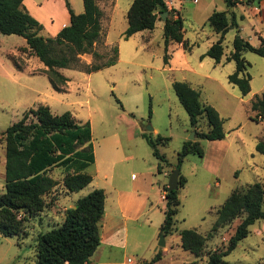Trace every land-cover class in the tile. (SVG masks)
<instances>
[{
    "label": "rangeland",
    "instance_id": "rangeland-1",
    "mask_svg": "<svg viewBox=\"0 0 264 264\" xmlns=\"http://www.w3.org/2000/svg\"><path fill=\"white\" fill-rule=\"evenodd\" d=\"M67 1L75 13L82 12L77 10L83 6L82 0ZM125 2L119 1L122 9ZM23 5L42 24L40 34L45 37L55 36L62 21L69 16L66 0H23ZM99 5L104 16L102 38L96 49L109 56L111 46L117 45L118 61L92 73L62 70L69 79L64 91L54 90L48 75L43 72L44 64L36 56L22 51L26 46L23 37L0 33V194L4 190L5 129L30 107L48 105L55 114L70 111L77 119L89 121L101 169L110 159L108 166L117 184L130 185L131 178L142 185L152 183L155 192L152 204L146 206L137 220L125 222V230L118 231L112 246L102 244L101 255L92 264H129L130 260L132 264H148L157 252L161 253V258L154 264H205L209 251L226 248L240 221L236 218L210 235L216 209L234 188L243 189L254 182L264 185V154L255 148L258 141H264V116L254 119L256 112L250 107L255 97L264 91V57L252 51L244 53L251 79L250 91L243 95L228 81L235 63L225 58L232 50V40L237 32L245 40L250 33L247 20L240 17L238 8L233 11L240 30L230 28L226 32L224 55L221 62L216 63L208 56L202 57L218 39V34L207 21V13L225 10L230 16L231 7L228 8L224 0H199L198 3L183 0L180 5L174 2L183 20L184 38L191 49L186 50L177 43L170 44V58L164 64V43L159 24L151 31L149 42L143 41L142 32L128 39L123 37L125 17L120 22L117 19L107 34L113 1L101 0ZM80 58L86 63L93 59L91 54ZM174 81L189 83L199 91L202 103L217 110L223 119L224 138L207 140L198 139L197 133L194 135L195 129L174 92ZM201 123L200 129L203 130L205 121ZM143 131L168 138L167 143H159L158 148L171 164L176 163L184 141L193 136L191 141L198 140L203 150L202 157L191 153L181 163L180 172L186 183L178 188L180 205L174 216L175 230L165 236L162 247H157L165 207L161 194L169 176L158 172L159 160L141 135ZM163 167L171 172L169 164ZM96 168L94 164L89 165L85 171L92 176V181L71 193L62 186L63 169L52 168L49 174L59 184L46 197L48 207L25 222L26 234L13 237L0 234V264H37L35 243L38 234L60 224L65 209L93 189L98 179L97 174L94 178ZM100 183L104 184L102 180ZM111 222L118 225V219ZM182 229H195L206 237L200 256L195 257L180 246L178 233ZM223 259L233 264H264V219L250 225L248 235Z\"/></svg>",
    "mask_w": 264,
    "mask_h": 264
},
{
    "label": "trees",
    "instance_id": "trees-1",
    "mask_svg": "<svg viewBox=\"0 0 264 264\" xmlns=\"http://www.w3.org/2000/svg\"><path fill=\"white\" fill-rule=\"evenodd\" d=\"M99 1L101 0H82L83 11L75 13L66 0L68 23L62 26L55 36L45 37L40 34L42 24L24 7L23 0H0V33L23 37L26 46L22 47V51L36 56L44 64L43 72L48 75L54 90L64 91L69 79L61 69L92 73L118 61L117 45L111 46L112 54L109 56L96 49L102 38L104 14ZM254 1L260 0H249L251 3ZM225 3L228 8L234 7L236 0H225ZM163 11L168 12L162 28L163 62L167 64L170 58V44H181L186 50H190L191 46L184 38L182 17L174 8L168 9L165 0H132L126 12L127 27L123 37L128 39L134 33L152 30L156 21L162 19L160 13ZM207 21L218 34V39L209 46L202 57L208 56L218 63L224 54L223 40L226 32L231 27L238 31L239 26L233 10L230 16L225 10H215L208 16ZM246 51L264 57V40H261L259 46H253L238 32L232 40V50L226 59L234 61L235 69L228 75V81L236 85L243 95L250 91L251 79L247 72L249 62L243 56ZM86 53L93 57L90 63L80 58ZM105 57L107 58L104 59ZM173 89L187 112L190 125L195 129L198 139L224 138L223 119L213 106L200 101L197 89L185 81H174ZM250 107L256 112L254 119L264 116V91L255 97ZM150 113L151 111L149 117ZM202 121H205L207 126L203 130L200 129ZM141 135L159 160L158 172H162L164 165L171 166L158 148V144L167 143L168 138L160 134L153 136L145 131ZM4 140V190L0 194V234L6 237L21 236L27 233L25 222L40 215L48 207L46 197L59 184V181L49 174L52 168L63 169L62 186L67 193L79 191L92 181V176L85 171L95 161L92 129L89 121L77 119L70 111L55 114L48 105L41 104L24 110L21 118L5 129ZM255 148L264 154V141H258ZM191 153L203 156L198 140L184 141L171 171L174 168L180 169L183 159ZM185 183L186 178L180 173L179 187ZM163 189L164 219L159 229L167 236L175 230L174 216L180 200L178 189L168 191L167 185H164ZM105 196L103 188L92 189L65 209L60 224L39 233L35 243L37 264H88L100 244ZM215 214L210 235L236 218L240 221L229 237L226 248L209 251L205 264H233L223 257L248 235L250 225L256 220L264 219V185L254 182L243 189L234 188L216 209ZM178 234L180 246L184 250L191 252L195 257L201 255L206 240L204 235L195 229H182ZM160 258L161 253L157 252L148 264H154Z\"/></svg>",
    "mask_w": 264,
    "mask_h": 264
},
{
    "label": "crops",
    "instance_id": "crops-1",
    "mask_svg": "<svg viewBox=\"0 0 264 264\" xmlns=\"http://www.w3.org/2000/svg\"><path fill=\"white\" fill-rule=\"evenodd\" d=\"M119 1L120 0H113V5H112V8H111V11L109 14L110 19H109L107 34L111 31V29L113 28V26L117 22V19H119V22H120L122 17L126 18V12L128 10L129 5L132 2V0H125L126 2H125V5L122 9ZM168 1L169 0H165L168 9L174 8L180 14V11L174 5V2H178L180 5V4H182L183 0H173V1L171 0V2H169V3H168ZM198 1L199 0H192L193 3H198ZM231 8H232L231 10H235L238 8L240 10V17L242 19L247 20L246 22H247L248 26L250 27V33L247 34V36H246L247 40L253 46H259L261 43V40H264V3L262 2V0H260L258 2L254 1L253 3H241V2L236 3V5L234 7H231ZM203 9H206V6H204ZM77 10L83 11V6H80L79 9H77ZM213 11H215V10L209 11V13H207L208 14L207 18ZM242 11L244 13H242ZM103 16H104V14H103ZM180 16H181V14H180ZM68 21H69V16H68V19L62 21L60 28L64 25H66L68 23ZM158 24L161 26V28H163V19L157 20L155 23V27ZM124 25L126 28L127 27V18H126V21L124 22ZM231 28H233V27H231ZM152 30L140 31V32L144 33V35H143V37H144L143 41L144 42H149V39L151 36L150 33ZM252 33H253V35H252ZM134 34H136V33H134ZM228 55H225V58ZM81 57H82V55H81ZM221 60H222V58H221ZM221 60H220V62H221ZM86 61L90 62V59H86ZM226 61H227V59H226ZM62 70H64V69H61V71ZM250 105H251V103H250ZM81 121H83V120H81ZM204 128L205 129L207 128L206 122H205ZM217 140H219V139H217ZM93 148H94V145H93ZM94 156H95V161L93 164L95 165V167H97L95 169L96 173H95L94 178L98 175V179L96 180V183L92 188L93 189L97 188V187L103 188L106 196H105V203H104V214H103V217L101 219V227H100L101 240H100V244L97 247V249L95 250L94 254L90 257V261L88 264H92V262L94 260L99 259L100 255H101L102 244H109V246L113 245L112 242L116 241L115 238L118 236V231L122 228L124 229L125 222L127 220H137L138 219V217L144 212L146 206L149 203L152 204V198H153L152 196L155 193L154 188L152 187V183L149 185L148 182H145L146 184L142 185L141 183H137L134 180H131V178H130V181H129L130 185L124 186V185L117 184L113 180L112 171H111L110 167L108 166V164L110 163V159L108 161L104 162L106 164V167L101 169L95 151H94ZM173 165L174 164H172L171 166H173ZM162 172L164 173L165 176H169V174H170L167 170H164V168L162 169ZM94 178H93V181H94ZM100 180H102L104 182V184H101ZM157 188L159 189V185ZM109 193L112 194L111 198H109ZM162 195L163 194H161V198H162ZM162 199H164V198H162ZM108 201H110L109 206L107 205ZM113 219H118V225H116L114 223L112 224L111 221ZM111 224H112V226H111ZM165 239H166V237H165ZM130 263H133V261L130 260L129 264Z\"/></svg>",
    "mask_w": 264,
    "mask_h": 264
},
{
    "label": "water",
    "instance_id": "water-1",
    "mask_svg": "<svg viewBox=\"0 0 264 264\" xmlns=\"http://www.w3.org/2000/svg\"><path fill=\"white\" fill-rule=\"evenodd\" d=\"M167 15H168L167 11H163L160 13V16L162 17L163 20L166 19ZM193 133L195 135L196 131H194ZM193 137H191V139ZM191 139H189V140H191ZM179 175H180V169L174 168L171 171V173L169 174V177H168V182H167V190L168 191L176 190L179 188ZM164 245H165V235L163 233H160L159 240L157 243V247H159V246L162 247Z\"/></svg>",
    "mask_w": 264,
    "mask_h": 264
},
{
    "label": "built area",
    "instance_id": "built-area-1",
    "mask_svg": "<svg viewBox=\"0 0 264 264\" xmlns=\"http://www.w3.org/2000/svg\"><path fill=\"white\" fill-rule=\"evenodd\" d=\"M169 2H171V0H169L168 3H169ZM165 3H166V2H165ZM236 3H237V1H236ZM248 3H251V2H248ZM166 5H167V4H166ZM164 197H165V193H163V195H162V198H164ZM130 264H132V263H130Z\"/></svg>",
    "mask_w": 264,
    "mask_h": 264
}]
</instances>
